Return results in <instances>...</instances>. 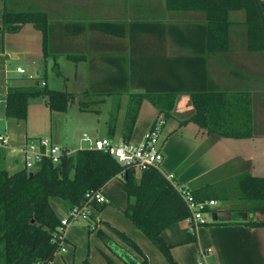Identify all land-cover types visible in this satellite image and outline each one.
<instances>
[{
  "label": "crops",
  "instance_id": "obj_1",
  "mask_svg": "<svg viewBox=\"0 0 264 264\" xmlns=\"http://www.w3.org/2000/svg\"><path fill=\"white\" fill-rule=\"evenodd\" d=\"M3 4L0 135L6 140L3 164L9 173L25 168L24 147L39 137L48 136L72 153L87 146L81 145L84 128L92 138H107L110 112L116 113V134L111 139H120L129 99L141 93L129 141L141 143L155 119L163 117L159 171L165 176L173 174L177 185L189 186L198 197L215 191L230 194L229 199L216 200L214 211L203 214L205 224L193 228L185 218L161 233L173 260L177 264H196L198 260L264 264V227L226 218V213L246 209L231 208L234 195L243 200L239 179L244 175L264 177V132L258 128L264 119H260L256 102L262 99L257 95L264 94V45L262 50L249 49L244 10L228 11L226 43L219 50L218 45H206L204 12L171 10L166 0H3ZM4 9L42 12L45 31L32 23L14 32L2 31ZM18 67L24 72L17 71ZM174 84L187 91L208 87L211 92L244 97L252 135H209L190 119L194 108L189 92L177 94L170 116H164L150 97L158 98L167 93L165 85ZM11 86L63 91L72 98L66 109L59 111L50 109L47 95L30 97L26 118L18 120L5 112ZM79 100L87 101L93 109L81 108ZM103 104L100 131L106 136L98 129ZM184 119L188 121L180 124ZM120 177L100 188L105 202L92 205L86 220L63 229L64 250L56 252L48 264H106V256L122 264L119 256H127L124 250L134 256L137 253L117 236L118 231L134 240L149 264H168L154 243L126 217L127 196ZM57 210L61 218L68 212L61 207ZM247 212L264 220V212ZM91 225L95 228L90 230ZM102 235L115 243L114 250Z\"/></svg>",
  "mask_w": 264,
  "mask_h": 264
},
{
  "label": "trees",
  "instance_id": "obj_2",
  "mask_svg": "<svg viewBox=\"0 0 264 264\" xmlns=\"http://www.w3.org/2000/svg\"><path fill=\"white\" fill-rule=\"evenodd\" d=\"M171 10H201L206 19V45L219 50L226 43L230 22V10L246 13L247 43L250 50H262L264 45V1L262 0H166ZM32 23L45 31L46 18L38 11H9L1 16L2 31H17L21 25ZM204 61V57L202 60ZM204 63V62H203ZM160 86V85H155ZM167 93L151 96V102L164 116H170L175 96L182 92L191 94L194 114L190 119L207 129L209 135L250 137V112L248 100L234 95L211 92L208 87L197 90L179 89L178 85H165ZM47 95L51 110L64 111L72 95L67 92L45 88L9 87L5 112L8 117L24 120L27 116V100L30 97ZM166 95V96H163ZM143 94L131 95L120 136L129 141ZM91 100L90 102H95ZM83 109L88 102L79 100ZM184 119L180 124L187 122ZM116 113L110 112L107 135L116 134ZM4 151L0 147V264H48L59 251L62 241L61 216L58 207L68 211L81 205L86 191L101 188L113 177L120 175L127 196L126 217L138 227L165 256L168 264H177L161 233L170 225L189 216L186 203L170 180L158 168L147 167L135 178L132 167L121 165L117 159L102 150L79 148L71 155L63 154L56 165L42 158L32 169L9 173L4 168ZM30 173H32L30 175ZM241 198L264 201V177L244 175L238 182ZM225 191H215L206 197L192 195L196 200L229 199ZM233 211V210H232ZM245 211L264 212V207L253 205ZM246 225L264 227V220L244 221ZM95 226L91 225L90 230ZM98 233L101 235L98 231ZM117 236L137 256L118 255L122 264H149L140 247L123 232ZM103 241L114 250L115 243L102 235ZM130 254H128V253ZM106 264H120L106 256Z\"/></svg>",
  "mask_w": 264,
  "mask_h": 264
},
{
  "label": "built area",
  "instance_id": "obj_3",
  "mask_svg": "<svg viewBox=\"0 0 264 264\" xmlns=\"http://www.w3.org/2000/svg\"><path fill=\"white\" fill-rule=\"evenodd\" d=\"M17 71L23 73L24 69L18 67ZM165 124L163 117H157L151 127L147 130L141 143H132L123 139L92 138L86 132H82L80 138L87 143L88 149H96L107 152L114 156L117 161L123 166H130L134 172H142L147 167L158 168L161 164L163 154L161 151V133ZM5 137L0 135V147H5ZM24 166L26 169H32L42 160L48 158L53 164L59 163L61 156L71 155L72 151L54 144L50 137L43 136L36 140L28 141L24 147ZM166 178L172 182L189 210L187 220L191 227H197L205 224L206 221L203 214L206 211H214L217 205L215 199L196 200L191 193V189L187 185H177L173 178V174L166 175ZM105 202V197L101 189H90L84 194V201L81 205L73 206L68 210L65 217L61 218V229L63 239V229L73 223L86 220L89 217L91 206ZM62 246L59 251H63ZM196 264H215L198 260Z\"/></svg>",
  "mask_w": 264,
  "mask_h": 264
},
{
  "label": "rangeland",
  "instance_id": "obj_4",
  "mask_svg": "<svg viewBox=\"0 0 264 264\" xmlns=\"http://www.w3.org/2000/svg\"><path fill=\"white\" fill-rule=\"evenodd\" d=\"M4 6V4H3V0H0V8H2ZM54 79H56L59 83H60V81H59V79L58 78H54ZM55 86H59V85H55ZM257 96H262V99L259 97L258 99H261V100H259V101H256V102H258L259 103V108H258V111H259V113H260V119L261 120H263L264 119V102L262 101V100H264V94H258ZM254 104H255V102H254ZM263 104V105H262ZM100 109H101V115L99 116V119H100V121H99V125H98V129H99V131H100V129L102 128V126H103V123H102V121H101V118H103V115H105L104 113V104H103V106H100ZM254 115H255V112H254ZM255 117V116H254ZM262 124L261 125H259V127L258 128H261V130H263V131H260V132H264V123L263 122H261ZM82 124V123H81ZM103 129V128H102ZM82 132H86V133H88L90 136H91V132H90V130L88 129V128H84V129H82L81 131H80V135H81V133ZM100 134L102 135V136H106V134L105 133H103V131H100ZM102 136H100V137H102ZM86 142H81V145L82 146H86ZM86 148H87V146H86ZM140 173L141 172H139V171H135V173H134V175H135V178H137L138 177V175H140ZM140 177V176H139ZM231 200H233L235 203H232V207L231 208H237V207H244V208H250L251 206H253V205H258V206H262V207H264V201H262V200H249V201H247V200H240L239 198H237V196L236 195H234L233 197H232V199ZM220 203V202H219ZM238 210V209H237Z\"/></svg>",
  "mask_w": 264,
  "mask_h": 264
},
{
  "label": "water",
  "instance_id": "obj_5",
  "mask_svg": "<svg viewBox=\"0 0 264 264\" xmlns=\"http://www.w3.org/2000/svg\"><path fill=\"white\" fill-rule=\"evenodd\" d=\"M32 173H30L31 175ZM227 219H232V220H245V221H254L256 220L255 217H253V212H247V211H235V212H229L226 213ZM221 218V217H220ZM214 219H217L216 217H214Z\"/></svg>",
  "mask_w": 264,
  "mask_h": 264
}]
</instances>
